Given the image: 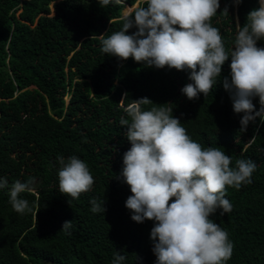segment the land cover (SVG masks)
<instances>
[{"label": "trees", "instance_id": "16d2710c", "mask_svg": "<svg viewBox=\"0 0 264 264\" xmlns=\"http://www.w3.org/2000/svg\"><path fill=\"white\" fill-rule=\"evenodd\" d=\"M219 3L211 24L231 51L237 24L259 4ZM141 6H147L144 0H113L103 8L98 0H0V177L8 181L0 189V264H112L117 251L126 257L121 264H155L154 222L131 219L125 207L130 187L117 178L131 147L120 124L121 117L129 119L121 104L142 97L154 103L143 105L145 110L172 108L194 141L231 157L230 167L237 159L257 164L250 184L226 186L232 210L223 215L218 210L210 219L233 243L225 264H264V117L241 131L242 114L233 112L222 84L231 58L212 91L189 100L181 92L192 83L187 70L103 53L100 35L119 31L122 18ZM257 46L264 47V40ZM252 102L258 110L259 98ZM73 155L94 177L91 191L78 199L58 189L57 158ZM29 178H35V190L21 197L32 211L21 215L9 192L15 181ZM93 199H104V214L91 211ZM66 220L72 227L61 229Z\"/></svg>", "mask_w": 264, "mask_h": 264}, {"label": "clouds", "instance_id": "9594fccd", "mask_svg": "<svg viewBox=\"0 0 264 264\" xmlns=\"http://www.w3.org/2000/svg\"><path fill=\"white\" fill-rule=\"evenodd\" d=\"M113 0H98L103 8ZM120 3L121 0H114ZM239 4L242 0H233ZM146 7H137L122 19V27L99 39L102 52L119 60L134 59L145 66L187 70L192 83L181 92L195 100L199 94L207 96L221 77L222 66L231 58L230 72L222 84L229 93L233 112L242 114L240 129L264 117V0L251 10L246 22L237 24L233 48L227 51L220 30L211 19L220 8L219 0H144ZM227 14V7L223 9ZM136 28L127 34L130 28ZM127 94H124L126 97ZM123 97V98H124ZM259 98L257 110L253 98ZM122 98V99H123ZM154 104L149 98L132 100L126 107L129 119L121 117L126 126L125 135L131 147L123 154V167L118 179L130 187L132 195L125 200L131 219L143 223L154 222L150 230L155 264H225L233 253L229 234L210 216L219 210L223 215L232 210L226 197V186L239 189L252 182L257 164L251 159H237L230 167L231 157L219 148L202 147L194 141L172 114V108L163 104L145 110L142 106ZM58 189L78 199L91 191L94 184L89 166L73 155L58 157ZM35 178L15 181L9 192L15 212L30 213L29 201L23 193H33ZM8 181L0 177V189ZM91 211H106L104 199L91 200ZM72 227L71 220L61 229ZM126 257L114 253L112 264H121Z\"/></svg>", "mask_w": 264, "mask_h": 264}, {"label": "rangeland", "instance_id": "374dc122", "mask_svg": "<svg viewBox=\"0 0 264 264\" xmlns=\"http://www.w3.org/2000/svg\"><path fill=\"white\" fill-rule=\"evenodd\" d=\"M135 3L137 4V2H135ZM135 3H134V4H135ZM132 6H133V5H132ZM122 11H123V13H126V12L129 11V9L125 6L124 9H123Z\"/></svg>", "mask_w": 264, "mask_h": 264}, {"label": "water", "instance_id": "95a60500", "mask_svg": "<svg viewBox=\"0 0 264 264\" xmlns=\"http://www.w3.org/2000/svg\"><path fill=\"white\" fill-rule=\"evenodd\" d=\"M134 6H136V3L135 4H133V6H130L128 9L130 10L132 7H134Z\"/></svg>", "mask_w": 264, "mask_h": 264}, {"label": "built area", "instance_id": "2783aa9c", "mask_svg": "<svg viewBox=\"0 0 264 264\" xmlns=\"http://www.w3.org/2000/svg\"><path fill=\"white\" fill-rule=\"evenodd\" d=\"M258 1V4H259V0H257Z\"/></svg>", "mask_w": 264, "mask_h": 264}]
</instances>
